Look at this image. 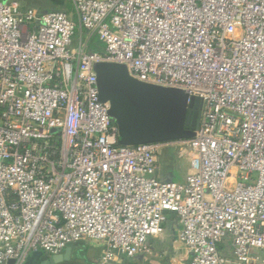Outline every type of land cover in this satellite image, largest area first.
Segmentation results:
<instances>
[{
	"label": "built area",
	"instance_id": "1",
	"mask_svg": "<svg viewBox=\"0 0 264 264\" xmlns=\"http://www.w3.org/2000/svg\"><path fill=\"white\" fill-rule=\"evenodd\" d=\"M73 7L0 0V264L89 240L101 253L84 264L151 254L167 213L189 264H264V0ZM99 62L198 99L194 135L120 144ZM177 145L197 162L166 181L158 154Z\"/></svg>",
	"mask_w": 264,
	"mask_h": 264
},
{
	"label": "water",
	"instance_id": "2",
	"mask_svg": "<svg viewBox=\"0 0 264 264\" xmlns=\"http://www.w3.org/2000/svg\"><path fill=\"white\" fill-rule=\"evenodd\" d=\"M98 97L109 103L108 114L117 125L119 143L135 145L188 139L198 124V99L183 90L145 83L131 77L122 64L99 62L94 66ZM73 256L72 246L46 257L31 252L24 264H62Z\"/></svg>",
	"mask_w": 264,
	"mask_h": 264
},
{
	"label": "crops",
	"instance_id": "3",
	"mask_svg": "<svg viewBox=\"0 0 264 264\" xmlns=\"http://www.w3.org/2000/svg\"><path fill=\"white\" fill-rule=\"evenodd\" d=\"M34 2V0H18V4L21 7L38 4V6H41V11L64 9L75 19L73 0H54L50 3L44 2L43 5L39 4L40 2ZM186 154H188L186 156L187 160L193 162L194 166L191 169L187 168L184 174L178 175V181H182L193 170L197 162L195 154L192 152H186ZM177 228L178 224L175 215L173 213H167V220L162 224L161 231L151 241V254L136 255L131 258L120 257L118 258L117 264H189L191 255L184 245L176 240ZM100 253V246H88L84 255L85 262L91 263L96 261Z\"/></svg>",
	"mask_w": 264,
	"mask_h": 264
},
{
	"label": "rangeland",
	"instance_id": "4",
	"mask_svg": "<svg viewBox=\"0 0 264 264\" xmlns=\"http://www.w3.org/2000/svg\"><path fill=\"white\" fill-rule=\"evenodd\" d=\"M8 1H12V0H8ZM18 2V0H15ZM35 2L42 4L44 2L46 3H50L54 0H34ZM34 2V3H35ZM26 9H35V10H40L41 6H38V4H34V5H29L27 7H23ZM75 20V19H74ZM188 151L187 146H181V145H177V146H168V147H164L161 148L158 154V160H159V174L161 175V177L166 180V181H178L177 176L184 174V171L189 168L191 169L192 166H194L193 162H189L187 160V155L186 152ZM193 158V156H192ZM93 245H97V242L94 241H86V242H79L76 244H72L71 246L73 247L74 251H78L79 254H83V250L87 249L88 246H93ZM79 246V247H78ZM219 248L222 250V253H225L228 255V257L231 255H229V251L225 248L224 245H220ZM64 264V263H63ZM65 264H69V263H65ZM72 264H82V260L80 261V258L75 260L74 263Z\"/></svg>",
	"mask_w": 264,
	"mask_h": 264
},
{
	"label": "trees",
	"instance_id": "5",
	"mask_svg": "<svg viewBox=\"0 0 264 264\" xmlns=\"http://www.w3.org/2000/svg\"><path fill=\"white\" fill-rule=\"evenodd\" d=\"M95 40H96V38H94L93 41H95ZM90 48H91L92 50H97V51H98V47H96V46L93 45V44H90ZM85 252H86V249L83 250L82 258L80 259V261L82 260V264L87 263V262H85V259H84ZM77 259H79V258L76 256L74 259L71 260V262H64V264H65V263L72 264V263H74V261L77 260ZM88 263H89V262H88Z\"/></svg>",
	"mask_w": 264,
	"mask_h": 264
},
{
	"label": "flooded vegetation",
	"instance_id": "6",
	"mask_svg": "<svg viewBox=\"0 0 264 264\" xmlns=\"http://www.w3.org/2000/svg\"><path fill=\"white\" fill-rule=\"evenodd\" d=\"M197 114H198V111H197ZM199 116V115H198ZM199 119V118H198ZM76 256H73L72 258H71V260L72 259H74ZM71 260L70 261H67V262H71ZM63 264V263H62Z\"/></svg>",
	"mask_w": 264,
	"mask_h": 264
}]
</instances>
